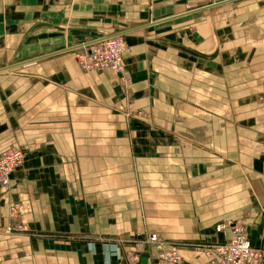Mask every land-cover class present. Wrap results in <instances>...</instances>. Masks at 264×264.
Listing matches in <instances>:
<instances>
[{"label":"crops","instance_id":"1","mask_svg":"<svg viewBox=\"0 0 264 264\" xmlns=\"http://www.w3.org/2000/svg\"><path fill=\"white\" fill-rule=\"evenodd\" d=\"M203 3L0 0V151L25 156L0 189V226L34 232L0 234V264H129L70 239L97 223L207 243L239 220L264 250V0ZM114 35L128 83L75 60Z\"/></svg>","mask_w":264,"mask_h":264},{"label":"built area","instance_id":"2","mask_svg":"<svg viewBox=\"0 0 264 264\" xmlns=\"http://www.w3.org/2000/svg\"><path fill=\"white\" fill-rule=\"evenodd\" d=\"M124 50L125 45L122 38L107 37L103 41L89 43L87 52L76 56L77 63L83 71H102L118 75ZM80 57L82 58L79 59ZM21 153L14 149L11 151L9 148L0 151V188L5 190L8 187L9 175L21 162ZM9 227L7 225L5 228L7 232L10 231ZM215 228L217 231L228 229L229 237L222 245L214 247V250L205 249L206 264H264V250L250 242L244 223L239 220H227L216 224ZM150 234L152 235L150 242L156 247L155 259L167 264H177L181 261L178 254L181 243L166 241L158 233ZM164 246L168 248L165 249ZM202 248L204 249V246Z\"/></svg>","mask_w":264,"mask_h":264},{"label":"rangeland","instance_id":"3","mask_svg":"<svg viewBox=\"0 0 264 264\" xmlns=\"http://www.w3.org/2000/svg\"><path fill=\"white\" fill-rule=\"evenodd\" d=\"M123 43L125 45V50H126L127 44L125 42V39H123ZM28 54H31V53H28ZM21 55H24V54H21ZM121 74H122V76H121L122 81L125 83H128L129 79H128L127 75L124 72ZM263 82H264V80L262 81V87L264 88ZM140 112L143 113V111H141V110L136 111V113H140ZM145 115H146V113H145ZM142 122H144V121H142ZM9 149L11 151H12V149H14L16 151L17 150L20 151L19 147L15 146V145L13 147L11 146ZM20 152H22V151H20ZM21 155H22L21 156V162L18 165H16L14 167V169L23 163L25 156H24L23 152L21 153ZM0 187H1V184H0ZM7 188H6V190H7ZM0 189H2V188H0ZM12 208H13L12 213L17 212V210L14 209L13 205H12ZM114 212H115V210H114ZM103 223H104V221H103ZM98 224L99 223H97V228L94 229L92 233L84 234L85 237L82 236V238H80L79 237L80 235L69 234L70 239H75V238H76L75 240L81 239V241L85 244H95V243H98L100 245L102 244L104 247L109 248L111 255L119 256V254H120V256L123 257L124 260L127 261V263H129V264L133 263V262H137L139 257H140V254H148V256L153 261H155V263L167 264L164 261L161 262V261H158V259L154 258L156 255V247L152 242H150V240L152 239V235L150 233H153V232L157 233V232L145 231V232L134 233V234H119L118 232H114V231L110 230L111 232H109L108 234L107 233L104 234L99 230ZM7 225L10 226L9 227L10 231H8V232L5 229ZM95 225H96V223H95ZM215 230L217 231L216 228H215ZM221 231H223V230H221ZM11 232L34 233L33 231H30V229L25 228L22 224L17 223V222H10L9 224L1 226V231H0L1 235H4L5 233H11ZM43 236H46V235H43ZM166 241H169V240H166ZM177 242L181 243V244H179L180 248H182V247L193 248V249L198 250L204 254L206 248H210V249L214 250V247L222 245L225 242V239L219 240V241H208L207 243L206 242L191 243L188 241H177ZM202 246H204V249L202 248ZM164 248L166 249L168 247L164 246ZM109 250H108V252H109ZM204 256L206 257L205 254H204ZM206 259H207V257H206ZM177 264H180V261Z\"/></svg>","mask_w":264,"mask_h":264},{"label":"bare ground","instance_id":"4","mask_svg":"<svg viewBox=\"0 0 264 264\" xmlns=\"http://www.w3.org/2000/svg\"><path fill=\"white\" fill-rule=\"evenodd\" d=\"M228 0H204V3H203V6L204 7H213V6H216V5H220L222 3H225L227 2ZM114 36H117V37H120L122 38L121 36L119 35H114ZM111 37V36H109ZM105 38L107 37H100L98 39H95L93 41H91L92 43L93 42H98V41H103ZM90 42V43H91ZM89 46V44L87 45H81L80 47L77 48V50L75 51V60L76 62L78 61V59L76 58L77 55H82L84 54V52L86 51L87 52V47ZM91 48V47H90ZM82 57H80L79 59H81ZM78 64V63H77ZM120 66H121V70H120V73L118 74L119 76H122L121 73H123V66H122V60H121V63H120ZM142 115L143 113H134L133 115ZM9 185V184H8ZM4 190V189H3Z\"/></svg>","mask_w":264,"mask_h":264}]
</instances>
